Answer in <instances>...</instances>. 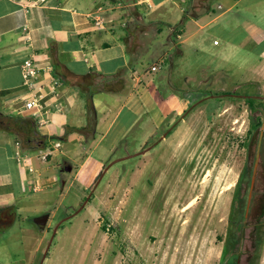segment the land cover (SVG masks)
<instances>
[{
	"label": "rangeland",
	"instance_id": "obj_1",
	"mask_svg": "<svg viewBox=\"0 0 264 264\" xmlns=\"http://www.w3.org/2000/svg\"><path fill=\"white\" fill-rule=\"evenodd\" d=\"M202 1L214 9L206 20L223 15L183 47V55L177 56L170 41L153 44V35L137 33L127 41L134 69L151 92L149 108L157 113L158 125L141 113L126 140L110 151L97 144L99 137L83 146L60 141L62 153L75 161L63 185L56 175L61 157L40 163L39 150L27 151L42 183L37 182L38 191L30 186L16 223L0 233V264H40L48 244L42 264H220L228 209L244 164V133L254 108L264 107V83H250L253 68L264 63L258 55L264 45V0H243L227 12L235 0H191L189 5L198 12ZM102 3L117 14L112 27L122 42L123 5ZM141 11L156 14L148 7ZM171 33L175 42L177 31ZM213 39L220 46L214 47ZM260 72L263 76L262 67ZM190 104L199 106L158 142ZM206 105L218 106L208 118ZM73 119V112L61 115L69 125L76 123ZM45 213L49 217L41 230L33 219ZM261 236L260 251L249 264H264V231Z\"/></svg>",
	"mask_w": 264,
	"mask_h": 264
},
{
	"label": "crops",
	"instance_id": "obj_2",
	"mask_svg": "<svg viewBox=\"0 0 264 264\" xmlns=\"http://www.w3.org/2000/svg\"><path fill=\"white\" fill-rule=\"evenodd\" d=\"M190 1L118 0L124 7L126 27L132 31L121 42L112 27L113 16L117 14L112 13L110 7L102 15L106 22L102 29L93 27L88 19V14L103 4L102 0H0V113L31 119L38 134L48 143L54 139L58 144L63 141L64 144L83 146L84 143L92 144L99 137L97 144L107 151L115 148L141 113L149 114V118L158 125L159 119L155 120L153 116L157 113L153 107L149 108L151 92L147 90L148 84L142 82L144 75L139 76L134 69L136 62L131 60L127 41L137 33L153 35V44L165 45L170 41L171 45L177 46V56L183 55L185 46L223 15L206 20V16L214 13L212 5L202 1L204 6H200L197 12L198 8L190 6ZM242 1L235 0V4L225 12ZM141 7H148L156 14L145 15ZM217 9H222V6L217 5ZM176 27L174 42L171 32ZM161 40H164L162 44ZM212 45L218 47L220 41ZM258 55L264 57V45ZM27 57H32L38 67L31 88L23 85L21 75L22 61ZM263 64L253 68L251 73L255 76L250 83H264V75L259 76L260 67L264 69ZM115 74V80H110ZM107 81H111L105 86L109 91H96L92 95L95 122L89 128L81 89L94 90ZM261 89H264V84H261ZM31 97H34L36 106L27 110L24 104ZM71 112L75 114V125L61 121V115ZM50 125L60 131L52 133ZM28 128L25 129L28 131ZM17 143L13 135L0 128V210L15 209L13 225L23 210L18 205L24 195L32 185L33 191H38L37 186L42 183L43 176L32 168V158L30 167L34 172L16 162ZM20 149L28 155L27 151ZM65 156L60 144L58 148L53 147L49 161L36 160L50 163L55 157H63L72 164L75 162ZM47 181H51L50 185L56 182L54 177Z\"/></svg>",
	"mask_w": 264,
	"mask_h": 264
},
{
	"label": "flooded vegetation",
	"instance_id": "obj_3",
	"mask_svg": "<svg viewBox=\"0 0 264 264\" xmlns=\"http://www.w3.org/2000/svg\"><path fill=\"white\" fill-rule=\"evenodd\" d=\"M181 94L182 98H185V92ZM225 94H227L225 96H230V93ZM246 97V101L251 100L248 96ZM197 106L199 105L190 104L182 110L178 118L163 129L160 139L163 140L170 135L175 126L184 121ZM204 107L206 109L205 118H208V113L216 112L218 108L214 105ZM225 111L226 109L223 110ZM254 113L256 115L252 120H248V128L244 133V164L234 186L228 209L220 264H249L253 256L258 255L263 241L261 232L264 231V107L254 108ZM71 165V162L63 157L58 161L56 175L60 183L64 182L63 175L70 172L67 168ZM11 217V210H0V230L7 227ZM70 218L59 222L56 225V231ZM43 227L38 228L42 230Z\"/></svg>",
	"mask_w": 264,
	"mask_h": 264
},
{
	"label": "trees",
	"instance_id": "obj_4",
	"mask_svg": "<svg viewBox=\"0 0 264 264\" xmlns=\"http://www.w3.org/2000/svg\"><path fill=\"white\" fill-rule=\"evenodd\" d=\"M109 1L112 2L113 4L117 2V0H109ZM176 29L178 30V27L174 28V31ZM131 32L132 31H130V28L126 27V30H125L126 35L123 40L129 37L131 35ZM123 71L125 72L127 71V69H123ZM116 75L117 74L111 76L110 80H115ZM105 79H107V77H105ZM110 83L111 81H107L103 83L102 85L97 86L94 90L88 89L85 91L81 89V95L85 101V109H86V115H87V127L89 128H92L95 122V110L92 104V95L96 91L97 92L109 91V90H105V86ZM174 91L175 90L173 89L172 92L174 95H176ZM247 101L250 102L251 100L248 99ZM28 121L30 122L28 123ZM135 126H133V128ZM27 127H29L28 131L25 129ZM0 128L7 131L9 134L13 135L16 138L22 150L24 151L44 150L47 147L46 139L40 134H38L35 123L31 119L24 118L23 116H15V115H8V114L0 113ZM131 130H129L125 134V136L121 139L120 143L126 140ZM222 258H224V256Z\"/></svg>",
	"mask_w": 264,
	"mask_h": 264
},
{
	"label": "built area",
	"instance_id": "obj_5",
	"mask_svg": "<svg viewBox=\"0 0 264 264\" xmlns=\"http://www.w3.org/2000/svg\"><path fill=\"white\" fill-rule=\"evenodd\" d=\"M110 9L109 6L99 5L96 9H94L88 14V19L92 23L93 27L98 29H102L104 27L106 22L103 19L102 15L107 11H109ZM109 22H111V20ZM212 43L214 45H217L218 41L213 40ZM37 74H38V67L33 61L32 57L25 58L21 64V75L23 79V85L26 86L27 88H31L33 86L34 79L37 77ZM35 106L36 105H35L34 97L29 98V100H27L24 104V108L27 110H30ZM58 146H59L58 143H55L53 145L54 148H58ZM53 147L50 149L46 148L44 150H39L36 158L40 161H46L47 157L51 155ZM15 160L18 164H23L28 166V170L30 172H34V170L30 167L31 157L21 151L18 143H17V150L15 152Z\"/></svg>",
	"mask_w": 264,
	"mask_h": 264
},
{
	"label": "water",
	"instance_id": "obj_6",
	"mask_svg": "<svg viewBox=\"0 0 264 264\" xmlns=\"http://www.w3.org/2000/svg\"><path fill=\"white\" fill-rule=\"evenodd\" d=\"M160 140L161 139H159V141L158 142H160ZM157 142V143H158ZM156 144V143H155ZM154 144V145H155ZM153 145V146H154ZM149 149H151V147L150 148H148L147 150H144V151H141V152H138V153H135V154H133V155H129V156H127V157H125L124 159H128V158H131V157H134V156H137V155H141V154H144L145 152H147ZM123 160V159H122ZM113 163H111V164H109L108 166H110V165H112ZM107 168H105V170H106ZM67 170L68 171H71V167H69V168H67ZM105 170L103 171V173L105 172ZM103 173H102V175H103ZM101 175V176H102ZM61 184L63 185L64 184V182H61ZM81 208L82 207H80L79 208V210H77V212H75V214H73L72 216H70V217H73L74 215H76L80 210H81ZM12 217H11V219H10V221H9V224L7 225V227L5 228V229H3V230H0V233L1 232H4L5 230H8L12 225H13V223H14V220H15V209L14 208H12ZM48 217H49V213H45V214H43V215H40V216H38V217H35L34 219H33V223L37 226V227H42V226H44L46 223H47V221H48ZM69 217V218H70ZM68 219V218H67ZM56 229H57V226L54 228V230H53V234L55 233V231H56ZM48 247H49V244L47 245V247H46V250H45V252H44V254H43V256H42V259L40 260V264H42V262H43V260H44V258H45V256H46V252H47V250H48Z\"/></svg>",
	"mask_w": 264,
	"mask_h": 264
},
{
	"label": "bare ground",
	"instance_id": "obj_7",
	"mask_svg": "<svg viewBox=\"0 0 264 264\" xmlns=\"http://www.w3.org/2000/svg\"><path fill=\"white\" fill-rule=\"evenodd\" d=\"M233 185V184H232Z\"/></svg>",
	"mask_w": 264,
	"mask_h": 264
}]
</instances>
